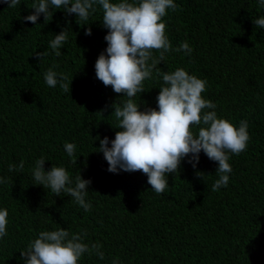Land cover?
I'll return each mask as SVG.
<instances>
[{
    "label": "trees",
    "instance_id": "16d2710c",
    "mask_svg": "<svg viewBox=\"0 0 264 264\" xmlns=\"http://www.w3.org/2000/svg\"><path fill=\"white\" fill-rule=\"evenodd\" d=\"M174 2L177 10L163 18L166 35L173 49L187 41L193 51L170 50L157 67L183 68L205 79L202 96L217 105L218 118L249 125L246 150L229 154L228 185L212 191L218 162L203 151L195 169L185 158L178 173L168 174L163 194L140 171L109 172L97 151L99 140L114 139L118 129L110 105L126 97L95 75V61L107 47L100 7L81 22L90 24L79 26L75 14L50 5L52 17L41 14L34 25L24 17L34 13L38 0H21L14 8L0 0V177L8 180L0 183V209L8 210L0 264H24L20 251L40 231L57 227L86 230V243L102 245L104 260L85 253L79 264H112L113 258L119 264H264V29L253 23L264 8L258 0ZM65 27L68 40L56 56L49 44ZM43 51L48 55L39 61L36 53ZM53 65L73 77L69 93L45 83ZM143 86L146 91L135 98L140 110L157 108L162 77L153 73ZM66 142L76 145V164L64 150ZM41 157L47 159L45 171L62 166L73 181L79 173L91 181L90 211L63 192L55 196L34 185L32 171ZM21 160L22 170L8 171Z\"/></svg>",
    "mask_w": 264,
    "mask_h": 264
},
{
    "label": "clouds",
    "instance_id": "9594fccd",
    "mask_svg": "<svg viewBox=\"0 0 264 264\" xmlns=\"http://www.w3.org/2000/svg\"><path fill=\"white\" fill-rule=\"evenodd\" d=\"M8 8H14L21 0H3ZM264 8V0H258ZM50 5L57 10L63 9L65 14H75L79 26L88 25L89 17L102 11V25L107 29L104 39L107 47L95 61V75L104 86H111L116 94L126 97L122 104L117 100L110 105L118 129L113 140L105 136L99 140L98 152L103 153L111 173L140 171L147 176V183L157 194H163L169 183L168 174L179 172L181 162H187L195 169L199 163L201 151L209 160L218 162L216 172L219 178L213 183L212 191L226 187L232 172L229 164L230 155H239L245 151L250 139L247 120H241L239 126L230 120L218 118L215 111L217 105L205 99L207 81L189 74L183 68L162 71L158 64L165 61V53L182 51L190 55L193 51L187 41L173 49L166 35V23L163 18L168 10L176 11L178 5L174 0H38L31 9L34 13L24 17L36 24L43 14L44 20L50 15ZM255 27L264 29V15L253 19ZM67 27L54 35L49 47L56 56L68 40ZM85 35H91V28H85ZM158 52V56H154ZM40 61L48 53H36ZM56 65L49 67L44 74L45 83L52 88L59 85L66 93L70 92L68 76L55 71ZM155 73L162 77L163 85L156 97L157 108L140 110L136 96L145 92L144 81ZM105 109L99 111L103 115ZM113 128V127H112ZM194 128L196 131H194ZM99 139L97 137L92 138ZM110 143V147H109ZM64 150L72 163L76 164V145L66 142ZM47 159L41 157L35 161L32 171L34 185L50 189L55 196L61 193L73 198L76 204L85 211L91 210V203L86 200L90 180L83 179L80 173L75 180L62 166L52 165L45 171ZM19 165L9 164L8 171H19ZM200 172H197L199 175ZM7 178L0 177V183H7ZM8 210L0 209V238L7 235ZM87 231L72 233L62 227L55 230L40 231L26 250L20 251L24 264H79L85 253L96 255L104 260L105 255L98 242H85ZM112 264H119L113 258Z\"/></svg>",
    "mask_w": 264,
    "mask_h": 264
}]
</instances>
